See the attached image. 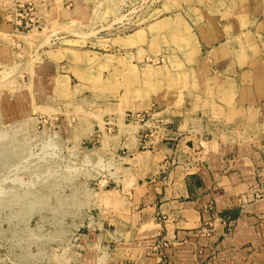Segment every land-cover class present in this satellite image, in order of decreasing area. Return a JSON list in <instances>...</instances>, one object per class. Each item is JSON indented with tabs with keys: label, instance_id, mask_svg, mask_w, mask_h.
Listing matches in <instances>:
<instances>
[{
	"label": "crops",
	"instance_id": "obj_1",
	"mask_svg": "<svg viewBox=\"0 0 264 264\" xmlns=\"http://www.w3.org/2000/svg\"><path fill=\"white\" fill-rule=\"evenodd\" d=\"M75 1L58 7L72 27ZM159 1L128 32L51 37L31 71L69 140L115 126L86 248L95 264H264V0Z\"/></svg>",
	"mask_w": 264,
	"mask_h": 264
},
{
	"label": "rangeland",
	"instance_id": "obj_2",
	"mask_svg": "<svg viewBox=\"0 0 264 264\" xmlns=\"http://www.w3.org/2000/svg\"><path fill=\"white\" fill-rule=\"evenodd\" d=\"M53 1L0 0V264L103 261L105 254L86 247L99 242L94 239L101 229L96 205L100 190L115 178L118 151L103 147L115 126L105 125L102 135L96 127L90 138L69 140L61 121L69 113L36 101L31 71L51 37L94 38L120 24L121 32H128L160 3L76 0L69 10L82 12L72 27L61 23L60 2ZM55 4L45 18L58 11L62 20L44 21L43 12Z\"/></svg>",
	"mask_w": 264,
	"mask_h": 264
},
{
	"label": "built area",
	"instance_id": "obj_3",
	"mask_svg": "<svg viewBox=\"0 0 264 264\" xmlns=\"http://www.w3.org/2000/svg\"><path fill=\"white\" fill-rule=\"evenodd\" d=\"M139 117H140V116H139L138 114L134 115V119H136V120H137V118L139 119ZM253 198H254V199L264 198V195L261 194V193H259V192H257V193H254Z\"/></svg>",
	"mask_w": 264,
	"mask_h": 264
}]
</instances>
